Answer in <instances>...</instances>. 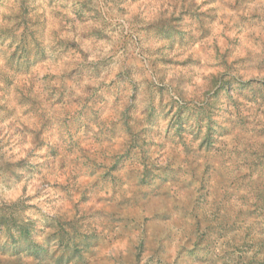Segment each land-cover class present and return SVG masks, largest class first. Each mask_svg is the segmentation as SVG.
Masks as SVG:
<instances>
[{
    "label": "clouds",
    "instance_id": "obj_1",
    "mask_svg": "<svg viewBox=\"0 0 264 264\" xmlns=\"http://www.w3.org/2000/svg\"><path fill=\"white\" fill-rule=\"evenodd\" d=\"M0 264H264V0H0Z\"/></svg>",
    "mask_w": 264,
    "mask_h": 264
}]
</instances>
